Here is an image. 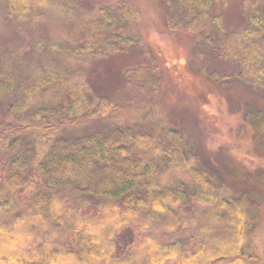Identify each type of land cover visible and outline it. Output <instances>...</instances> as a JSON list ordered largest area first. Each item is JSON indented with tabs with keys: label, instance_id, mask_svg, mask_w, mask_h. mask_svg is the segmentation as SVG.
Segmentation results:
<instances>
[{
	"label": "trees",
	"instance_id": "16d2710c",
	"mask_svg": "<svg viewBox=\"0 0 264 264\" xmlns=\"http://www.w3.org/2000/svg\"><path fill=\"white\" fill-rule=\"evenodd\" d=\"M160 1L227 109L238 112L233 90L253 114L264 109V0H238L248 17L239 29L212 11L227 0ZM139 19L128 0H0V264H264L251 239L258 182L229 189L235 174L194 135L152 117L162 71ZM117 55L123 87L146 98L151 117L122 120L128 106L83 73ZM121 230L132 232L126 249Z\"/></svg>",
	"mask_w": 264,
	"mask_h": 264
},
{
	"label": "rangeland",
	"instance_id": "374dc122",
	"mask_svg": "<svg viewBox=\"0 0 264 264\" xmlns=\"http://www.w3.org/2000/svg\"><path fill=\"white\" fill-rule=\"evenodd\" d=\"M83 3H91L99 6H112L119 0H77ZM140 11V19L136 24L142 39L158 57L162 71L161 93L158 97L152 117L168 123L172 127H185L191 135H194L198 148L203 155L209 157L220 169L226 173H234L229 177L231 187L237 192L243 191L244 186H251L258 182L260 209L259 218L253 226L251 239L255 243L256 252L262 257L264 244V109L257 110L260 117L251 110L254 104H247L243 91L233 90L239 101L238 112L232 113L227 109L228 104L223 95H219L212 85L205 82L194 73L189 65L190 57L187 50L188 34L184 29L171 28L170 24L176 22L171 16V11L160 0H128ZM212 11L220 13L224 22L230 29H239L248 23V17L238 0H227L225 4L215 2ZM170 17V20H169ZM260 47L264 53V40ZM88 62L83 73L91 79L94 88L106 86L114 90L115 99L127 105L122 120L136 121L138 112L148 111L150 103L146 98L133 95L131 86L123 87L121 74L123 71V58L120 55L99 58ZM115 71L117 74H115ZM120 72V73H119ZM264 107V100H261ZM135 107V108H133ZM245 113V115H244ZM141 114V113H140ZM118 120L119 116L113 117ZM257 119L261 121L258 123ZM112 118L90 122L80 130L102 127ZM262 126V127H259ZM229 156L230 161L226 160ZM220 159V161H219ZM232 161V162H231ZM261 171V173H260ZM241 179H244L242 184ZM121 232V233H120ZM119 244L122 248H128L131 231L121 230ZM74 238H68L72 243ZM129 242V243H128ZM128 243V244H127ZM124 244H127L124 246Z\"/></svg>",
	"mask_w": 264,
	"mask_h": 264
}]
</instances>
